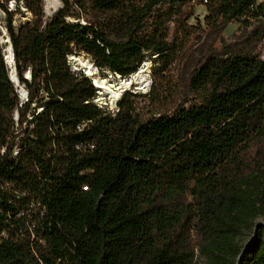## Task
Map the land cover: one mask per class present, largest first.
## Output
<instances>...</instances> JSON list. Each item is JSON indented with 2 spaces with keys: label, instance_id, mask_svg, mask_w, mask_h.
<instances>
[{
  "label": "trees",
  "instance_id": "trees-1",
  "mask_svg": "<svg viewBox=\"0 0 264 264\" xmlns=\"http://www.w3.org/2000/svg\"><path fill=\"white\" fill-rule=\"evenodd\" d=\"M23 1L34 18L16 28L0 0L28 90L21 101L0 44V264H195L197 250L204 264H264V2L61 0L44 24L43 1ZM198 5L210 29L250 27V46L208 53L185 105L171 71L206 32L189 22ZM78 51L122 78L156 54L162 79L113 114L72 70ZM139 97L157 112L143 118Z\"/></svg>",
  "mask_w": 264,
  "mask_h": 264
},
{
  "label": "rangeland",
  "instance_id": "rangeland-1",
  "mask_svg": "<svg viewBox=\"0 0 264 264\" xmlns=\"http://www.w3.org/2000/svg\"><path fill=\"white\" fill-rule=\"evenodd\" d=\"M3 1L4 4L9 8V10H12L13 12V25L16 28L19 27V25H21L22 23L26 22L27 20H33L34 16L32 12L28 10V8L25 6L23 0H3ZM42 1H43V9H44L43 22L45 24L50 21L55 11L59 9L63 5V3L61 2V0H59L60 4L58 3V5L56 6L49 7V5H51L52 0H42ZM257 2L263 3L264 0H257ZM3 11H4L3 9L0 10V44L2 45L3 54H4L6 49L5 39L7 36H9V33L6 25L7 15ZM75 12H77V10H72L70 15L67 16V19L69 21L80 20L81 22L85 23L87 20H89L92 17V14L90 13H80V17L77 18ZM206 15H207V10L205 6L198 5L196 7L194 16L189 20V22L190 24L199 25V26L201 25L206 30V32L199 40H197L193 45L190 46L187 53L188 55L187 59L185 58L186 60L180 61V65L177 66L176 68L174 67L173 70L171 71V75H172L171 78H173L177 83L183 84L182 88H183V92H185L183 98L185 97L190 98L189 101L185 103V105H189L194 101H198V99L196 98L191 99V95L188 93L187 85H185V83L189 80L192 69L195 66H197L208 53L212 52L213 50H218L219 55L223 56L227 51L234 50L236 48H244L246 46H250V44L246 40V33L249 32L250 27L246 29L241 22H239L238 20H234L226 24L223 28L210 29L207 27L205 22ZM262 22L264 24V18L262 19ZM256 51H258L262 56H264V38L256 42ZM154 56H156V54L153 55L147 54L139 70L126 78V79L132 78L131 85L124 84L123 80L125 78L120 77V75L112 72L111 70L99 68L94 63L92 57L84 51H78L77 53L70 55L68 57V60L69 63L71 64L72 70L74 71L80 70L81 72L86 73L92 79L93 84H95V80L98 79L100 76L101 78L107 79L108 84L115 85L116 88L120 86V88L117 89V91L121 93V96L118 99L119 101L120 99H122L126 91H133L142 95L148 94L151 91L153 85H155L156 82L159 81V79H162V77L160 76H162L161 73H163V70H161L159 63H155L153 61ZM6 65L10 77L14 80L15 88L19 94L21 101H26L28 96V90L23 84L25 87V92H23L21 87L18 86L15 81V79H17V81L20 84H22L18 78L15 59H14V67L11 66V64H7V61H6ZM89 70L91 72H89ZM26 72H24V76H27ZM97 91H98L97 96L94 99V102L98 106L106 108L110 110L113 114H115V112L118 109V101L113 100L110 96H108V93H106L104 90H100L98 87H97ZM183 98H179L177 103L178 104L182 103ZM136 99H138L140 106H143V108L140 110V114L143 118H148L154 112H157L155 110L156 109L155 107L150 106L148 104H144L142 102V100L145 98L139 97ZM33 106H35V104H33L32 107ZM38 110H40V108H38ZM165 111L171 112L172 108H168ZM28 114L30 115L31 118L32 117L31 113L29 112ZM16 115H17V111L15 110L13 116ZM27 125L28 123L24 122V126ZM31 126L32 124L29 125V128H31ZM17 130L18 131L20 130V126L17 127ZM263 169H264V160H263ZM259 223H264V219L261 216L255 218V225ZM252 236L253 233L250 230H246L240 237V242L247 243L249 240H251ZM204 262H205L204 258L199 255V251L197 250L195 264H204Z\"/></svg>",
  "mask_w": 264,
  "mask_h": 264
},
{
  "label": "bare ground",
  "instance_id": "bare-ground-1",
  "mask_svg": "<svg viewBox=\"0 0 264 264\" xmlns=\"http://www.w3.org/2000/svg\"><path fill=\"white\" fill-rule=\"evenodd\" d=\"M58 3H59V0H52L51 5H49V7L56 6V5H58ZM5 42H6V47H5L6 49H5L4 56L6 58L7 64H11V66L14 67V54H13V49H12V45H11V41L9 39V36L6 37ZM9 67H10V65H9ZM90 70H91V68H90ZM90 70H89V72H91ZM26 73H27V76L30 77V72L27 71ZM13 75H14V72H13ZM135 76H137V75H135ZM15 81H16L17 85L21 87L22 91L25 92L24 85L20 84L17 81V79H15ZM123 83L126 85H131L132 84V78H128V79L125 78L123 80ZM95 84L97 85V87L100 90H104L106 93H108V96H110L115 101L118 100L119 97L121 96V93L119 91H117V89H119L120 86L116 88L115 85L108 84L107 79H105V78H101L99 76V78L95 80Z\"/></svg>",
  "mask_w": 264,
  "mask_h": 264
},
{
  "label": "water",
  "instance_id": "water-1",
  "mask_svg": "<svg viewBox=\"0 0 264 264\" xmlns=\"http://www.w3.org/2000/svg\"><path fill=\"white\" fill-rule=\"evenodd\" d=\"M30 75H31V73H30ZM26 77H28V76H26ZM11 80L14 82V80L11 78ZM20 81V80H19ZM257 227H258V224L256 225V227H255V232H256V230H257ZM238 262H239V260H238ZM237 262V263H238Z\"/></svg>",
  "mask_w": 264,
  "mask_h": 264
},
{
  "label": "built area",
  "instance_id": "built-area-1",
  "mask_svg": "<svg viewBox=\"0 0 264 264\" xmlns=\"http://www.w3.org/2000/svg\"><path fill=\"white\" fill-rule=\"evenodd\" d=\"M1 10V9H0ZM4 12V11H3ZM17 117V116H16Z\"/></svg>",
  "mask_w": 264,
  "mask_h": 264
}]
</instances>
